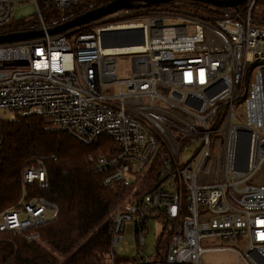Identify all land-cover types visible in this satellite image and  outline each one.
<instances>
[{"label":"built area","instance_id":"2783aa9c","mask_svg":"<svg viewBox=\"0 0 264 264\" xmlns=\"http://www.w3.org/2000/svg\"><path fill=\"white\" fill-rule=\"evenodd\" d=\"M25 1L34 2L43 35L0 44V111L40 117L47 130L85 145L111 139V148L88 159L104 185L131 188L112 215L114 253L130 251L126 222L143 245L147 220L156 215L171 235L164 257L132 264H201V255L214 251L264 264V185H247L264 163V20L253 18L257 0L210 10L192 1L136 3L55 35L47 34L41 9L65 12L85 0H0V27ZM119 31L127 33L114 35ZM133 47L141 49L111 51ZM117 56L131 57L126 79H117ZM236 99L244 107L241 124L233 123ZM161 147L160 183L136 194ZM45 176L41 164L28 166L24 187ZM25 196L22 206L1 213L0 232L34 243L55 217L47 210L56 208ZM212 238L246 239L247 246H200Z\"/></svg>","mask_w":264,"mask_h":264},{"label":"trees","instance_id":"16d2710c","mask_svg":"<svg viewBox=\"0 0 264 264\" xmlns=\"http://www.w3.org/2000/svg\"><path fill=\"white\" fill-rule=\"evenodd\" d=\"M113 1L85 0L65 12L51 10L48 18L42 16L43 23L47 29H52ZM196 5L210 10L208 6ZM256 9L261 19H254L264 20V0L256 1ZM39 29L38 18L32 22L12 23L11 20L0 27V36L37 32ZM1 132L0 213L16 206L25 192V199L38 197L55 205L56 214L52 221L38 229L42 244L29 243L12 231L0 232V264H132L140 260L139 254L134 259L117 255L111 245L112 215L131 188L104 185L101 174L88 159L111 148L110 138L101 136L91 145H85L67 132L47 130L40 117L19 115L12 122H2ZM164 153L161 147L137 185L136 194L149 193L160 183L158 173ZM38 163L46 172L44 182L24 187V169ZM88 234H91L89 238L76 248ZM170 236L169 233L165 252ZM162 237L163 233L156 244V261L164 257L159 250ZM44 245L64 259L58 263L57 256Z\"/></svg>","mask_w":264,"mask_h":264},{"label":"rangeland","instance_id":"374dc122","mask_svg":"<svg viewBox=\"0 0 264 264\" xmlns=\"http://www.w3.org/2000/svg\"><path fill=\"white\" fill-rule=\"evenodd\" d=\"M187 0H179L174 1L173 3H187ZM204 7L213 9V6L202 4ZM204 9V8H203ZM259 9V8H258ZM258 9H255L253 18L261 19V16L257 13H260ZM51 10L41 9V14L44 18H48L50 16ZM37 18V9L33 1H25L18 3L14 6V13L12 18V23L18 22H32ZM130 56H117L115 57V65H116V74L117 79H126L130 74ZM234 109V124H241L245 120V112L241 99H236L233 102ZM17 118V114L15 112H11L9 110H1L0 111V119L2 122H12ZM212 148V146H211ZM188 158H183V161H187ZM143 182L141 183L142 186ZM246 185V184H245ZM247 185H255L262 186L264 185V163L261 166V169L257 172L255 180L252 182H248ZM140 186V187H141ZM129 195V194H128ZM127 195V196H128ZM23 200L19 202V206H22ZM8 210V209H7ZM6 211V210H5ZM4 211V212H5ZM3 213V212H2ZM1 215V213H0ZM55 215V210H47V216L53 217ZM111 216V215H110ZM163 233L162 240L159 245L160 254H165V243L167 241V236L170 233L169 228L165 224V220L161 216L156 215L147 220V232L145 234V243L143 245H137L135 236L132 233V223H125V240L128 242V253L117 254L125 259H134L136 254H139L143 259H149L152 261H156L157 259V250L156 244L159 241L160 235ZM88 234L77 247L83 244L90 236ZM42 244L41 239L37 242ZM200 246L202 248H222L228 247L237 249L240 252L245 249L247 246L246 239L236 240V241H227L223 242L217 239H204L200 242ZM45 249L52 252L58 258V263H60L64 257L59 256L55 253L50 247L44 245ZM201 264H244L242 261L237 262V255L232 251H214V252H206L203 253L200 257Z\"/></svg>","mask_w":264,"mask_h":264},{"label":"water","instance_id":"95a60500","mask_svg":"<svg viewBox=\"0 0 264 264\" xmlns=\"http://www.w3.org/2000/svg\"><path fill=\"white\" fill-rule=\"evenodd\" d=\"M173 1L179 0H114L107 5L101 6L96 9H92L84 14L78 15L73 19L62 23L58 26H55L52 29L47 30V34L55 35L63 33L65 31L93 23L113 12L120 9L133 8L136 3H144L147 6L156 5V4H165ZM192 2H197L201 4H207L218 8H237L238 6L244 4L246 0H187ZM126 31H119L114 33V35H124ZM43 35L42 31L29 32L23 34H7L0 36V44L10 43L16 41H24L29 39L38 38Z\"/></svg>","mask_w":264,"mask_h":264},{"label":"bare ground","instance_id":"6f19581e","mask_svg":"<svg viewBox=\"0 0 264 264\" xmlns=\"http://www.w3.org/2000/svg\"><path fill=\"white\" fill-rule=\"evenodd\" d=\"M120 29H127V27H122ZM141 48L139 47H133V48H123V49H114L111 50L113 53H127V52H132V51H137L140 50Z\"/></svg>","mask_w":264,"mask_h":264}]
</instances>
